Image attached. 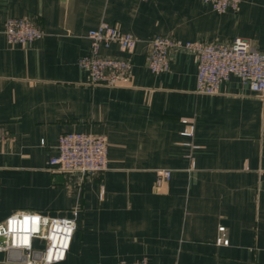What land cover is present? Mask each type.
I'll return each mask as SVG.
<instances>
[{"label":"crops","instance_id":"0c3cea01","mask_svg":"<svg viewBox=\"0 0 264 264\" xmlns=\"http://www.w3.org/2000/svg\"><path fill=\"white\" fill-rule=\"evenodd\" d=\"M11 17L31 19L42 37L9 43ZM101 22L138 40L131 52L103 49L131 60L126 85H91L79 65ZM157 34L241 37L264 49V0L221 13L204 0H0V223L21 210L77 209L71 248L54 264H264V96L236 76L217 94L197 92V59L186 50L153 72L148 41ZM71 131L108 137L107 170L81 178L49 168ZM162 168L172 176L159 184ZM220 225L228 245L216 241ZM0 264L25 263L0 251Z\"/></svg>","mask_w":264,"mask_h":264},{"label":"built area","instance_id":"2783aa9c","mask_svg":"<svg viewBox=\"0 0 264 264\" xmlns=\"http://www.w3.org/2000/svg\"><path fill=\"white\" fill-rule=\"evenodd\" d=\"M217 12L238 9L241 0H204ZM3 33L11 44H28L42 37L43 30L31 19L8 18ZM89 49L79 59L86 70L89 84L110 87L128 84L133 76V64L126 56L103 53L117 44L121 51L131 52L137 38L124 32L117 25L101 22L88 32ZM148 66L156 73L169 70L174 50H186L197 59L196 91L217 94L221 84L231 76L238 77L251 92L264 96V49L252 45L247 39L236 37L228 43L183 41L174 34H157L149 41ZM185 136L192 137L195 125L184 119ZM108 137L102 133L71 131L61 134L57 152L49 159V168L54 171L81 178L108 169ZM160 184L172 176V170H157ZM78 210L72 216H48L29 210L17 211L0 223V251L14 249L20 252L25 264H54L66 259L76 231ZM217 243L228 245L230 240L226 226L220 225ZM44 243L37 249L35 241ZM117 264H149L146 259L120 260Z\"/></svg>","mask_w":264,"mask_h":264},{"label":"water","instance_id":"95a60500","mask_svg":"<svg viewBox=\"0 0 264 264\" xmlns=\"http://www.w3.org/2000/svg\"><path fill=\"white\" fill-rule=\"evenodd\" d=\"M8 252H9L10 257H12L13 259H21V254L19 251L10 249Z\"/></svg>","mask_w":264,"mask_h":264}]
</instances>
